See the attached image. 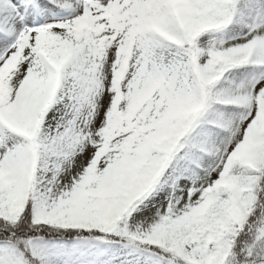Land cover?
I'll return each instance as SVG.
<instances>
[{"label":"snow or ice","instance_id":"snow-or-ice-1","mask_svg":"<svg viewBox=\"0 0 264 264\" xmlns=\"http://www.w3.org/2000/svg\"><path fill=\"white\" fill-rule=\"evenodd\" d=\"M0 264H264V0H0Z\"/></svg>","mask_w":264,"mask_h":264}]
</instances>
